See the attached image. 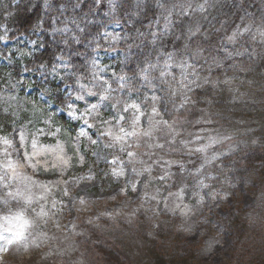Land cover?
<instances>
[{
    "label": "clouds",
    "instance_id": "clouds-1",
    "mask_svg": "<svg viewBox=\"0 0 264 264\" xmlns=\"http://www.w3.org/2000/svg\"><path fill=\"white\" fill-rule=\"evenodd\" d=\"M0 264H264V0H0Z\"/></svg>",
    "mask_w": 264,
    "mask_h": 264
}]
</instances>
